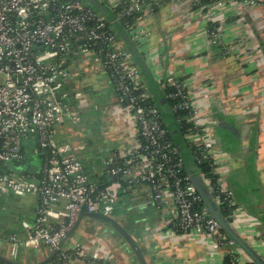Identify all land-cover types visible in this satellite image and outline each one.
<instances>
[{
  "label": "built area",
  "instance_id": "2783aa9c",
  "mask_svg": "<svg viewBox=\"0 0 264 264\" xmlns=\"http://www.w3.org/2000/svg\"><path fill=\"white\" fill-rule=\"evenodd\" d=\"M86 1L0 0V198L14 192L38 197L33 218L22 219L24 237L9 232L6 238L14 242L15 250L18 244L56 250L63 264L76 256L87 258L82 243L72 249L62 247L80 213L112 215L132 184L144 183L156 207L173 213L172 231L198 233L214 248L226 247L229 261L221 264H248L244 248L205 203L194 183L195 173L186 170L162 109L141 79L138 60L113 26L115 20H123L135 42L143 43L149 30L140 19L164 0H118L110 6L115 20ZM228 1L210 0L208 14ZM215 35L221 40L219 33ZM80 57L109 78L113 102H95L86 87L70 86L72 64ZM159 82L166 98L172 100V111L191 124L184 137L195 159L211 166L198 172L212 199L231 208L226 166L218 140L210 135L215 123L212 111L173 72L162 74ZM101 108L111 113L118 108L122 126L134 142L106 155L102 172L95 176L86 169L80 153L86 142L58 135L59 127L79 123L86 110ZM27 146L41 157L37 168L20 166ZM104 173L113 179H101Z\"/></svg>",
  "mask_w": 264,
  "mask_h": 264
},
{
  "label": "crops",
  "instance_id": "0c3cea01",
  "mask_svg": "<svg viewBox=\"0 0 264 264\" xmlns=\"http://www.w3.org/2000/svg\"><path fill=\"white\" fill-rule=\"evenodd\" d=\"M116 1L102 0L108 6ZM208 3L210 0L158 3L146 18L140 19L149 30L145 43L138 44L129 35L140 55H144L148 70L132 52L141 64V79L152 96L163 94L160 76L173 72L194 89L195 99L212 111L216 125L213 124L210 135L218 140L232 197L231 208L227 207L229 214L220 212L264 258V0L255 3L229 0L212 15L208 14ZM215 32L221 35V40L216 39L220 36L216 37ZM72 68L74 77L70 86L86 87L92 97V92L99 93L102 99H94L95 102H113V85L106 75L94 71L82 57ZM115 110V113L102 108L86 110L79 123L59 127L60 139L83 140L79 139L81 133L89 138V146L80 153L90 151L83 160L86 169L95 176L102 172L106 155L134 142L122 126L118 108ZM28 147L31 159L26 157L20 166L37 168L35 154ZM185 165L209 193L198 169L194 171L186 159ZM5 201L9 210L3 213ZM37 203V195L30 193L14 192L0 198V259L32 264L51 257L53 250L47 246L32 248L18 244L15 250L14 242L6 238L9 232L24 237L22 219L33 218ZM220 205L217 204L222 209ZM89 213L96 216L90 217ZM100 214L81 212L63 238L65 249L82 243L88 250L87 258L76 256L69 264H142L131 242L126 240L124 244L118 226ZM172 214L167 207L164 210L156 207L147 184L136 183L117 201L112 215L117 224L119 219L127 226L140 245L146 264H221L225 260L226 247L216 249L198 233L172 231L169 226ZM245 253L244 260L253 261Z\"/></svg>",
  "mask_w": 264,
  "mask_h": 264
},
{
  "label": "trees",
  "instance_id": "16d2710c",
  "mask_svg": "<svg viewBox=\"0 0 264 264\" xmlns=\"http://www.w3.org/2000/svg\"><path fill=\"white\" fill-rule=\"evenodd\" d=\"M93 5V4H92ZM94 6V5H93ZM96 7V6H94ZM97 8V7H96ZM98 9V8H97ZM100 10V9H99ZM106 14V13H105ZM110 18V17H109ZM116 22H119L122 26H123V29L130 35L132 36L130 30L126 27L125 23L123 22V20H115V22L113 23V26L117 29V32L119 33L120 37L121 38H124L125 42L127 43V45L129 46L128 44V41L125 39V37L122 35L120 29L118 28V25ZM141 57L143 58V60L145 61V57L144 55L142 54ZM141 65V64H140ZM159 95V96H158ZM158 95H154L153 96V100L161 107L162 109V112H163V119H164V122L165 124L169 127V130H170V134L171 136L173 137L174 139V142L176 145H179V147L181 146V154L183 155L184 159H186L189 163L190 166H192V168H194V171L195 169L197 168L198 170L199 169H202L204 171H208L211 169V166L207 163V161L205 162H197V160L195 159V152L192 150L191 147H187L188 145V142H187V139L186 137H184V133L189 130L188 128H190L191 124H189L188 122H186V119H185V116L183 115V119H179L180 117V114L179 112H174L172 111V109L170 108V104L172 102L171 99H168L166 98V100H163L162 99V94H158ZM161 96V98H160ZM179 114V115H178ZM181 114H184L181 112ZM178 137V138H177ZM180 137V138H179ZM187 143H186V142ZM186 145V147L184 146ZM27 148L25 147L24 148V159L29 158L31 155L28 154L27 152ZM31 159V157L29 158ZM22 160V161H23ZM186 170H188L186 168ZM101 179H104L106 181H110L113 179L112 176H110V174L108 173H104L102 176H101ZM133 185V184H132ZM220 210H222V213L224 214H229L228 210H227V206L224 205V204H221L220 205ZM57 261L58 264H63V259H60L58 258L57 254H53V256H51L47 261ZM46 261V262H47ZM225 261L228 262L229 261V257L227 256L225 258ZM0 262L1 264H15L13 263L12 260H9L7 258H2L0 259ZM44 263V262H42ZM42 263H35V264H42ZM33 264V263H32ZM248 264H257L256 262L254 261H250Z\"/></svg>",
  "mask_w": 264,
  "mask_h": 264
},
{
  "label": "water",
  "instance_id": "95a60500",
  "mask_svg": "<svg viewBox=\"0 0 264 264\" xmlns=\"http://www.w3.org/2000/svg\"><path fill=\"white\" fill-rule=\"evenodd\" d=\"M90 2H92V4L94 6H96L98 9H100L102 11V13H106V15L108 17H110L111 19L115 20V14L113 12V10L111 9L110 6H108L107 4L103 3L101 0H88ZM118 25V28L120 29L122 35L125 37V39L128 41L129 43V47L132 51H134V53L138 56V60L141 62V64L144 66V68L146 70H148V67L145 63V61L143 60V58L141 57L139 50L134 42V40H132V38L129 36V34L121 27V25L119 24V22H116ZM189 171H191L189 169ZM193 180L194 183L196 184L198 190L201 192L203 199L205 201V203L207 204L208 208L210 209V211L216 216V218L219 220V222L221 223L222 227L227 230L234 238H236L237 242L244 248V250L250 255V257L252 258V260L254 262H256L257 264H264V258L262 257V255L260 254V252H258V250H256V248L250 244L246 239H244L243 237H241L233 228L232 226L228 223V221L224 218V216L221 214L219 207L217 206V204L215 203V201L212 199L211 195L209 193H207L204 188L202 187V185L200 184V182L196 179L195 176H193ZM94 214V213H93ZM100 216H103L104 218L110 220L111 222H113L114 224H116L118 226V228H120V225L117 224L114 220L113 217L107 215L105 216L104 214H100ZM128 236V235H127ZM129 241L131 242V244L133 245V247L135 248L142 264H146V261L144 259V256L142 254V251L140 249V247L138 246V244L134 241L133 238L128 236ZM56 252V250H54L51 254V256H53V254ZM8 259V258H7ZM12 260L13 263L15 264H24L21 263L17 260H13V259H9ZM48 259L44 260L43 262H46ZM42 263V262H40ZM35 264V263H33Z\"/></svg>",
  "mask_w": 264,
  "mask_h": 264
},
{
  "label": "rangeland",
  "instance_id": "374dc122",
  "mask_svg": "<svg viewBox=\"0 0 264 264\" xmlns=\"http://www.w3.org/2000/svg\"><path fill=\"white\" fill-rule=\"evenodd\" d=\"M87 3H89V4H92V2H90V1H86ZM120 24V23H119ZM121 25V24H120ZM121 27L123 28V26L121 25ZM155 90H156V87H154V92H155ZM92 94H93V98L95 99V101H100L102 98H101V96H100V94L99 93H95V92H92ZM159 96V95H158ZM114 98V97H113ZM160 98H161V96H160ZM110 99L112 100V98L110 97ZM162 99L163 100H165L166 99V96H165V94L163 93L162 94ZM114 100V99H113ZM112 100V101H113ZM76 127V126H75ZM106 128L108 127V124H106V126H105ZM93 131V129H88V132H92ZM83 138V140L82 141H84V142H86V146H87V144H88V146H89V138L88 137H84L83 136V134L81 133L80 134V138L79 139H82ZM178 138V137H177ZM180 138V137H179ZM84 147L83 149H86L87 147ZM82 149V150H83ZM89 153H90V151H86L85 150V152H83V154L84 155H82V157L85 159V157H88L89 156ZM33 159H34V162H36L37 164H39L40 163V159H41V157L39 156V155H37V154H35V156L33 157ZM31 161V160H30ZM93 167L92 168H90V171H93ZM5 204L3 205V210H2V212L3 213H6L7 211L6 210H9L8 208H5V205H6V201L4 202ZM102 214H104V213H102ZM88 215H90V217H92V216H96V215H94L93 213H89ZM105 216H107L106 214H104ZM109 216H111V217H114V215H109ZM115 216H116V214H115ZM115 218V217H114ZM116 219V218H115ZM1 220H2V218H0V222H1ZM118 222H119V225H120V228H119V235H121L122 237H124L125 238V243L124 244H126V240H127V243H128V241H129V239H128V236L129 237H131V238H133L132 237V235H131V233H130V231L124 226V224H122V221H120L119 219H118ZM131 230H133V228H131ZM128 235V236H127ZM134 239V238H133ZM134 241L138 244V242L134 239ZM126 246V245H125ZM138 246H140V245H138ZM20 262V261H19Z\"/></svg>",
  "mask_w": 264,
  "mask_h": 264
}]
</instances>
